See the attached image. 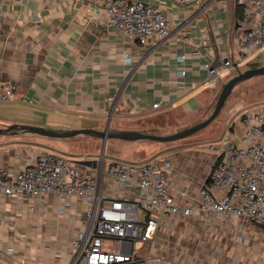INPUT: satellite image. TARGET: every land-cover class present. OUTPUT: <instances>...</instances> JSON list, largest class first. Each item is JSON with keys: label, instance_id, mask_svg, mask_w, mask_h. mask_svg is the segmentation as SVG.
I'll return each instance as SVG.
<instances>
[{"label": "crops", "instance_id": "0c3cea01", "mask_svg": "<svg viewBox=\"0 0 264 264\" xmlns=\"http://www.w3.org/2000/svg\"><path fill=\"white\" fill-rule=\"evenodd\" d=\"M143 1L158 4L167 15L168 37L147 44L131 40L107 24L97 0H0V92L16 86L14 100H0V127L21 123L70 130L109 125L168 134L208 117L225 76L213 80L203 64L219 65L229 52L237 56L241 6L236 0L184 5ZM195 50L200 53L193 54ZM250 63L264 65V51ZM239 102L223 127L218 122L175 143H131L136 152L126 161L154 156L171 161L170 193L181 203L198 198L219 158L227 127L231 125L239 140L245 130L243 112L264 106L247 96ZM180 117L191 122L183 125ZM91 138L0 133V166L18 171L43 151H64L95 177L105 197L139 195L134 183L119 184L100 172L101 139ZM84 140L96 146L91 157L84 153L89 160L79 159L84 154L74 149ZM111 155L108 159L120 160L119 153ZM87 209L76 196L65 203L55 193L8 197L0 190V264H71ZM140 254L148 255L146 264H264V227L241 217L169 216Z\"/></svg>", "mask_w": 264, "mask_h": 264}, {"label": "built area", "instance_id": "2783aa9c", "mask_svg": "<svg viewBox=\"0 0 264 264\" xmlns=\"http://www.w3.org/2000/svg\"><path fill=\"white\" fill-rule=\"evenodd\" d=\"M97 1L107 24L133 41L147 44L170 34L169 19L158 4L143 0ZM199 1L176 0L183 5ZM236 2L242 8L237 56L229 52L221 57L219 65L204 63L213 80L236 74L241 64L253 62L264 51V0ZM199 53L193 51L195 55ZM15 97V85L0 92L1 101ZM159 106V101L153 103V107ZM242 119L245 130L240 139H234L229 125L219 158L199 197L185 203L170 193L168 172L172 163L159 156L141 162L100 158L101 173H107L119 184L131 182L139 187L141 193L133 198L105 197L95 177L55 150L37 154L18 171L0 166V190L8 197L55 193L65 203L76 196L88 204L84 229L74 241L71 264H146L148 255L140 251L152 242L159 224L169 216L241 217L264 227V106L245 110Z\"/></svg>", "mask_w": 264, "mask_h": 264}, {"label": "water", "instance_id": "95a60500", "mask_svg": "<svg viewBox=\"0 0 264 264\" xmlns=\"http://www.w3.org/2000/svg\"><path fill=\"white\" fill-rule=\"evenodd\" d=\"M257 75H264V65L249 67L245 70L238 69L236 74H234L232 77L223 82L216 104L210 115H208V117L191 126L182 128L180 130L168 134L147 133L139 130L111 129L109 125L105 129L80 128L70 130H58L53 128L21 123H13L10 125L1 126L0 133L16 134L19 132H27L52 138H67L79 134H85L91 137L101 138L104 140V142H106L108 138H116L128 141L143 139L161 142L177 140L187 137L192 133L208 126L220 114L223 106L226 103L227 98L232 93L235 86L241 83L242 81H245Z\"/></svg>", "mask_w": 264, "mask_h": 264}, {"label": "rangeland", "instance_id": "374dc122", "mask_svg": "<svg viewBox=\"0 0 264 264\" xmlns=\"http://www.w3.org/2000/svg\"><path fill=\"white\" fill-rule=\"evenodd\" d=\"M251 65H253V63H243L240 65V69L245 70V69L251 67ZM233 75L234 74L224 75L225 81L227 79H229L230 77H232ZM237 95L243 96V98L247 96V98H254L255 100H257L259 102H264V75H257V76H254L250 79H247V80L242 81L241 83L237 84L235 86V88L233 89L232 93L227 98L226 103L223 106L220 114L216 117L215 120H213L209 124L208 127L206 126L205 128L198 130V131L192 133L191 135H189L187 137L177 139V140H172V141H165V142H167V143L180 142V141L185 140L189 137L199 135L200 133H202L206 129H208L210 127V125L212 126L218 122L220 123L219 127H223V125L225 124V119L231 118V116L234 115L237 108L240 106L239 104L241 102H239V101L243 100V98H239V100H238V98H235ZM214 105H215V103H214ZM212 109L213 108H211L210 110L207 111L208 114L211 113ZM198 118H199V120H201L200 119L201 116ZM179 121L182 122L183 125H185V124H189V122H191V119H189V117H180ZM45 137H47V136H45ZM73 137L74 138L77 137V138H81V139H92L91 136H88L85 134H79V135H76ZM70 138H72V137L55 138V139H70ZM142 140L143 139L128 141V140H121V139H116V138H108L107 141L104 142V140L101 139L100 140L101 141L100 142V154H104V158H110V155L112 153H119L121 155L119 157V159L126 161V160H128V157H132L133 152H136L135 147H133L131 143H138V141H142ZM153 141H155V140H153ZM94 148H96V146L93 142L85 141V140L83 142H80V145H78L77 147L76 146L74 147L76 152L82 153V154L88 152L90 157H91V150H94ZM63 153H65V152L63 151ZM65 154H68V153H65ZM139 154H140V151H139ZM84 155H87V154H84ZM112 156H114V155H111V157ZM79 159H83V160L88 159L89 160L90 158H89V156H82V157L80 156Z\"/></svg>", "mask_w": 264, "mask_h": 264}, {"label": "trees", "instance_id": "16d2710c", "mask_svg": "<svg viewBox=\"0 0 264 264\" xmlns=\"http://www.w3.org/2000/svg\"><path fill=\"white\" fill-rule=\"evenodd\" d=\"M241 16H242V14H241ZM259 65H261V64L256 63V64L251 65V67H256V66H259ZM221 88H222V86H221ZM221 88H220V90H221ZM219 92H220V91H219ZM218 95H219V93L217 94V96H216L214 102L212 103L211 108H214V106H215L214 103L216 104V101H217ZM212 110H213V109H212ZM211 112H212V111H211Z\"/></svg>", "mask_w": 264, "mask_h": 264}]
</instances>
